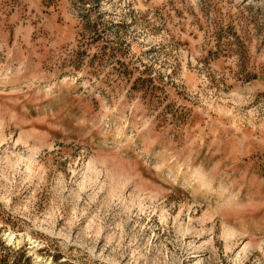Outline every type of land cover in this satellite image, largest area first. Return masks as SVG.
Segmentation results:
<instances>
[{"label": "rangeland", "instance_id": "obj_1", "mask_svg": "<svg viewBox=\"0 0 264 264\" xmlns=\"http://www.w3.org/2000/svg\"><path fill=\"white\" fill-rule=\"evenodd\" d=\"M0 242L264 264V0H0Z\"/></svg>", "mask_w": 264, "mask_h": 264}, {"label": "trees", "instance_id": "obj_2", "mask_svg": "<svg viewBox=\"0 0 264 264\" xmlns=\"http://www.w3.org/2000/svg\"><path fill=\"white\" fill-rule=\"evenodd\" d=\"M6 249H8L4 242H0V264H27L25 261H28V259H16L13 261H9V257L11 256L12 252L7 253Z\"/></svg>", "mask_w": 264, "mask_h": 264}]
</instances>
